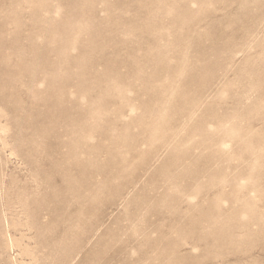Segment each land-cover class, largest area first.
Listing matches in <instances>:
<instances>
[{
    "label": "rangeland",
    "instance_id": "obj_1",
    "mask_svg": "<svg viewBox=\"0 0 264 264\" xmlns=\"http://www.w3.org/2000/svg\"><path fill=\"white\" fill-rule=\"evenodd\" d=\"M0 264H264V0H0Z\"/></svg>",
    "mask_w": 264,
    "mask_h": 264
},
{
    "label": "bare ground",
    "instance_id": "obj_2",
    "mask_svg": "<svg viewBox=\"0 0 264 264\" xmlns=\"http://www.w3.org/2000/svg\"><path fill=\"white\" fill-rule=\"evenodd\" d=\"M67 232H68V230H67ZM58 239V238H57Z\"/></svg>",
    "mask_w": 264,
    "mask_h": 264
}]
</instances>
